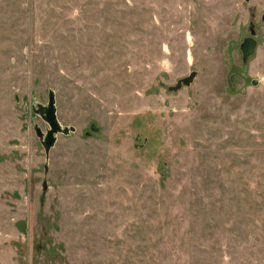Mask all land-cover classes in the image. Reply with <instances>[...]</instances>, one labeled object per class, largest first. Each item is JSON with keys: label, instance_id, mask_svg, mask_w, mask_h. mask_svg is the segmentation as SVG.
Returning a JSON list of instances; mask_svg holds the SVG:
<instances>
[{"label": "rangeland", "instance_id": "rangeland-1", "mask_svg": "<svg viewBox=\"0 0 264 264\" xmlns=\"http://www.w3.org/2000/svg\"><path fill=\"white\" fill-rule=\"evenodd\" d=\"M0 264H264V0H0Z\"/></svg>", "mask_w": 264, "mask_h": 264}, {"label": "water", "instance_id": "water-1", "mask_svg": "<svg viewBox=\"0 0 264 264\" xmlns=\"http://www.w3.org/2000/svg\"><path fill=\"white\" fill-rule=\"evenodd\" d=\"M255 47V40L251 37H248L243 42V51L245 57L251 54L252 50ZM195 76V72H192L190 75L180 79L175 85V89L183 85H189ZM54 93L52 90L48 93V102L43 108L44 114H42L43 119L47 122L49 128L46 130L45 134L41 131L38 126H35V131L37 136L42 142L45 153H48L49 149L55 142V134L59 132L67 133L69 130L67 128H62L59 121L56 118V109L54 104ZM45 189V184L43 185Z\"/></svg>", "mask_w": 264, "mask_h": 264}]
</instances>
